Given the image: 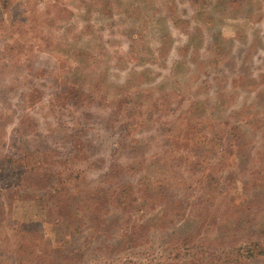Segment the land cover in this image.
Masks as SVG:
<instances>
[{"label": "rangeland", "instance_id": "obj_1", "mask_svg": "<svg viewBox=\"0 0 264 264\" xmlns=\"http://www.w3.org/2000/svg\"><path fill=\"white\" fill-rule=\"evenodd\" d=\"M220 262L264 264V0H0V264Z\"/></svg>", "mask_w": 264, "mask_h": 264}, {"label": "trees", "instance_id": "obj_2", "mask_svg": "<svg viewBox=\"0 0 264 264\" xmlns=\"http://www.w3.org/2000/svg\"><path fill=\"white\" fill-rule=\"evenodd\" d=\"M182 158V157H181ZM183 158H185V156H183ZM196 160L195 161H193V162H190V169L189 170H193V168L195 167V165L197 166V165H200V163H201V159H202V157H200V155H197L196 156ZM188 196H189V194H188ZM89 201V200H88ZM88 201H86V203H83L82 202V204H80V205H78V207H76V210H78V211H80V212H83L82 214L83 215H85V217L89 220V221H84V225L85 224H87V223H90V224H92L91 225V227H95V221L98 219V218H100L99 216L100 215H95V213H92V212H94V210L91 208V209H88ZM72 206H73V204H72ZM72 206H70V211L68 210V214H69V216L70 215H73V214H75V216H77L80 212H76V211H73L74 209H72ZM76 212V213H75ZM71 217V216H70ZM79 225H77L76 227H78ZM96 228V227H95ZM96 230H98V227L96 228ZM102 230L103 229H101V230H99V232H102ZM85 239L86 240H88V238L87 237H85ZM75 249H77V248H75ZM204 249V248H203ZM203 249H201V250H203ZM73 249L71 248H69L67 251H72ZM59 251H62V250H54V253H57V252H59ZM84 250H82V252H83ZM74 253V252H73ZM41 256V258H42V260H50L51 262H52V259H51V255L47 252V251H45L43 254H41L40 255ZM83 256H84V254H83ZM82 257V256H81ZM49 261V262H50ZM221 262H223V260H221ZM221 262H220V264H221ZM53 264V263H52ZM178 264V263H177Z\"/></svg>", "mask_w": 264, "mask_h": 264}]
</instances>
